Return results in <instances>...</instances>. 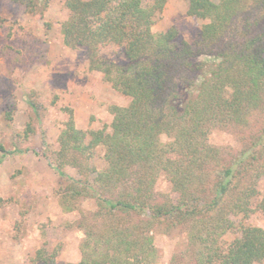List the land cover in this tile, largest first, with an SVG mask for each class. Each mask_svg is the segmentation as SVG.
I'll list each match as a JSON object with an SVG mask.
<instances>
[{"label": "trees", "instance_id": "trees-1", "mask_svg": "<svg viewBox=\"0 0 264 264\" xmlns=\"http://www.w3.org/2000/svg\"><path fill=\"white\" fill-rule=\"evenodd\" d=\"M8 1L36 16H42L49 5L48 0ZM145 1L64 2L68 10L61 27L64 46L85 48L89 70L101 73L129 103L110 107V132L78 130L73 111L66 109L53 167L66 183L57 192L60 207L70 212L79 199L89 198L95 201L96 216L105 222L116 214L139 215L133 226L101 222L97 232L86 226L80 260L71 264H152L155 248L150 229L155 224H166L167 230L187 226L193 264L262 263L264 229L239 227L231 242L221 241L235 228L227 214L247 217L253 211L258 195L255 181H244L249 153L242 151L228 165H220L218 150L206 137L213 128L244 123L245 110L262 102L264 25L244 40L239 51L232 53L222 43L239 19L252 10L264 12V0H184L188 16L207 21L193 44L177 42L174 27L152 33L165 0H151L149 6ZM244 25L248 35L250 25ZM216 45V63L192 60L205 47ZM107 46L119 48L126 63L119 65L100 55ZM201 73L207 77L196 95L179 107L180 85L192 86ZM30 107L37 115L35 103ZM28 132L30 126L26 136ZM161 135L170 141L162 144ZM258 146L264 156V130L251 149ZM96 147L104 149L102 170L88 168ZM68 166L79 178L66 173ZM160 175L167 178L175 195L166 196L163 203L154 193ZM256 209L264 213V197ZM55 256L40 248L31 261L54 264Z\"/></svg>", "mask_w": 264, "mask_h": 264}, {"label": "rangeland", "instance_id": "rangeland-1", "mask_svg": "<svg viewBox=\"0 0 264 264\" xmlns=\"http://www.w3.org/2000/svg\"><path fill=\"white\" fill-rule=\"evenodd\" d=\"M48 1L43 15L36 16L26 13L19 4L0 0V264H33L31 260L40 248L55 253L54 264L76 263L81 257L86 226L97 232L101 222L126 227L139 219L134 213L116 214L114 218L106 217L105 222V218L96 216L95 201L89 198L79 199L76 209L70 212L60 207L57 192L66 183L53 167L59 149L58 136L67 120L66 109L73 111L78 130L110 132L113 118L110 107L126 106L129 98L116 92L101 73L89 70L85 48L64 46L61 27L68 18L65 0ZM150 4L151 0L144 2L145 6ZM206 23L187 15L186 1L165 0L151 32L158 34L174 27L177 42L193 44ZM244 24L250 25L248 35ZM263 25V10H252L248 17L234 24V30L222 43L224 48L231 49L232 53L239 51L244 40L256 35ZM215 47H205L192 60L216 63L219 47ZM100 55L119 65L126 63L121 50L115 46L101 48ZM205 77L207 74L201 73L192 86L180 85L179 107L196 95ZM30 103H35L37 115ZM245 113L244 123L213 128L206 137L218 150L220 165H228L242 151L249 153L250 164L244 181L252 178L258 192L253 211L247 217L242 213L227 214L235 228L222 237L221 241L226 244L239 234V227L264 229V213L256 209L264 197V156L261 146L251 149L264 130V97L259 107L249 108ZM29 126L31 132L26 136ZM169 141L166 135L160 136L162 144ZM103 151L101 147L95 148L88 168L103 169ZM65 170L69 176L79 178L73 168L68 166ZM154 193L162 203L166 196L175 198L164 175L158 177ZM167 229L166 224H155L150 229L155 248L152 264H193L187 226Z\"/></svg>", "mask_w": 264, "mask_h": 264}]
</instances>
